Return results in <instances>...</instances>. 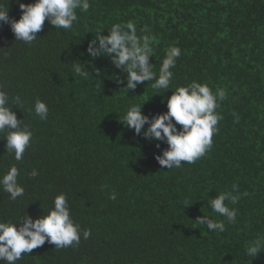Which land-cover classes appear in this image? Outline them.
<instances>
[{"label":"trees","instance_id":"trees-1","mask_svg":"<svg viewBox=\"0 0 264 264\" xmlns=\"http://www.w3.org/2000/svg\"><path fill=\"white\" fill-rule=\"evenodd\" d=\"M0 4L19 19L15 0ZM90 4L86 13L77 10L71 30L46 20L30 45L0 24V83L10 96H21L23 108L13 111L33 132L21 161L0 139V175L15 165L25 188L15 202L0 190V221L46 215L53 198L65 193L81 229L78 245L57 250L46 241L16 264H264V250L250 257L245 249L264 236V0ZM129 21L138 36L153 38L149 62L157 73L166 50L181 49L171 69L173 91L196 81L226 92L216 109L223 118L212 147L194 163L161 167L154 156L167 145L136 136L121 123L133 104L144 103L142 113L149 116L166 112L172 90L155 91L150 81L127 91L125 74L110 59L93 60L86 52L98 31L107 35L113 24ZM73 63L85 65L89 75H76ZM36 99L47 104V120L28 111ZM33 168L39 175L29 178ZM233 184L240 199L235 205L225 201L238 212L237 222L229 224L208 200L232 191ZM202 215L224 220L225 231L197 224ZM84 229L91 230L87 240Z\"/></svg>","mask_w":264,"mask_h":264},{"label":"clouds","instance_id":"clouds-1","mask_svg":"<svg viewBox=\"0 0 264 264\" xmlns=\"http://www.w3.org/2000/svg\"><path fill=\"white\" fill-rule=\"evenodd\" d=\"M21 10L19 19L9 16V6L0 4V24H8L15 40L30 45L36 40L45 21L55 29L71 30L78 21L77 10L86 13L91 7L90 0H34L24 4L15 0ZM108 34L98 31L88 42L87 54L95 60L99 57L110 59L115 69L125 74L127 91H134L139 84L154 81L151 87L155 91L172 90V68L181 55V49L170 46L159 68L153 70L150 57L154 55L153 38L148 35H137L134 22L126 24L116 23L107 30ZM90 63V62H89ZM74 73L87 77L89 71L82 63H73ZM95 76H101V70H95ZM124 84V80L117 81ZM0 83V139L6 141L5 150L16 161H21L24 153L33 139L30 126L19 119L13 108L21 109L24 101L19 94L10 96ZM226 99V92L218 89L215 93L207 84L192 81L186 86H177L167 98V111L152 116L142 113V105H131L121 122L132 129L136 136H143L145 140L162 142L167 148L162 154H155L154 158L161 167L168 170L180 168L182 162L194 163L204 156L212 147V137L217 131L216 125L223 117L216 111L220 103ZM41 120H47L49 108L47 104L36 99L34 105L28 109ZM238 120L239 117L237 116ZM159 148L160 143H157ZM35 178L39 172L33 168L28 174ZM20 170L11 165L6 173L0 175V190L9 194L15 202L25 194V188L18 183ZM238 187L233 184L232 191L221 192L208 200L211 210L224 217L229 224L237 222L238 212L230 208L225 201L235 205L239 199ZM110 199L115 200L113 192ZM53 206L46 215H39L33 219L25 216L18 222L0 221V264H16L24 255H29L33 249L44 245L47 241L59 250L78 245L81 239V229L71 218V209L65 193L57 194L52 201ZM197 224L206 226L209 231H225L224 220H214L206 215L197 217ZM91 230H83V238L87 240ZM246 255L256 257L264 250V236H258L245 246Z\"/></svg>","mask_w":264,"mask_h":264}]
</instances>
